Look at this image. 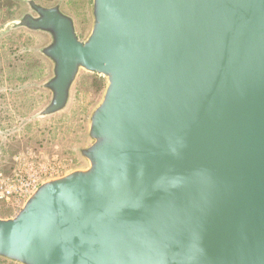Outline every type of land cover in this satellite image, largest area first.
<instances>
[{
  "label": "water",
  "instance_id": "95a60500",
  "mask_svg": "<svg viewBox=\"0 0 264 264\" xmlns=\"http://www.w3.org/2000/svg\"><path fill=\"white\" fill-rule=\"evenodd\" d=\"M45 113L81 70L107 78L87 170L0 219L16 264H264V0H94L80 39L59 7Z\"/></svg>",
  "mask_w": 264,
  "mask_h": 264
},
{
  "label": "rangeland",
  "instance_id": "374dc122",
  "mask_svg": "<svg viewBox=\"0 0 264 264\" xmlns=\"http://www.w3.org/2000/svg\"><path fill=\"white\" fill-rule=\"evenodd\" d=\"M35 5L59 7L83 41L94 26V0H0V219L24 208L29 196L19 193L22 183L35 179L38 188L90 167L83 151L92 144L91 118L107 87V78L81 70L66 107L45 113L54 65L42 51L52 37L25 26L26 17H38Z\"/></svg>",
  "mask_w": 264,
  "mask_h": 264
},
{
  "label": "built area",
  "instance_id": "2783aa9c",
  "mask_svg": "<svg viewBox=\"0 0 264 264\" xmlns=\"http://www.w3.org/2000/svg\"><path fill=\"white\" fill-rule=\"evenodd\" d=\"M37 180L32 179L29 182L26 183H22V187L21 190L19 191L20 194H22V196H31L35 190L37 189ZM8 192V191H7ZM11 193V191H10Z\"/></svg>",
  "mask_w": 264,
  "mask_h": 264
},
{
  "label": "trees",
  "instance_id": "16d2710c",
  "mask_svg": "<svg viewBox=\"0 0 264 264\" xmlns=\"http://www.w3.org/2000/svg\"><path fill=\"white\" fill-rule=\"evenodd\" d=\"M1 8V7H0ZM0 264H16L14 262H11V261H8V260H5L3 258H0Z\"/></svg>",
  "mask_w": 264,
  "mask_h": 264
}]
</instances>
